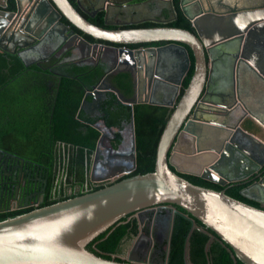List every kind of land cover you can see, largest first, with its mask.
Listing matches in <instances>:
<instances>
[{
  "label": "water",
  "instance_id": "1",
  "mask_svg": "<svg viewBox=\"0 0 264 264\" xmlns=\"http://www.w3.org/2000/svg\"><path fill=\"white\" fill-rule=\"evenodd\" d=\"M117 3L120 8L130 5L129 0ZM8 4V0H0V47L11 52L10 42L20 49L30 45L27 40L21 42L16 32L21 20L25 36L41 42L45 34L51 35L63 24L62 15L96 39L124 45L167 42L120 48L116 57L120 64L131 65L134 76L133 99L126 100L105 78L97 88L87 91L86 96L92 95L93 100L84 98L81 107L111 90L131 106L151 103L174 109L159 140L154 171L129 175L137 168L133 116L131 165L98 180L129 176L49 205L40 206L45 194L39 201L37 190L44 166L0 149V161L8 156L4 167L14 170L12 175L38 170L32 185L21 192L8 187L0 190V212L12 210L8 203L12 198L21 202L19 208L35 206L0 221V264H141L119 261L115 255L101 256L88 244L130 213L166 203L181 206L193 223L196 218L213 230L245 264H264V209L236 199L224 189L194 184L181 175L199 176L222 186L246 183L254 176V187H245L243 193L264 205V111L257 110L264 109V0L244 7L231 0H180L194 30L170 25H98L83 16L71 0H15L13 9ZM175 14L172 20L178 17L176 10ZM108 19L107 11L106 25L135 23ZM64 25L69 31L71 27ZM72 37L90 48V41L82 34ZM190 49L195 69L178 100L192 64ZM96 127L102 132L98 154L106 132L102 126ZM91 176L95 180L94 172Z\"/></svg>",
  "mask_w": 264,
  "mask_h": 264
},
{
  "label": "trees",
  "instance_id": "2",
  "mask_svg": "<svg viewBox=\"0 0 264 264\" xmlns=\"http://www.w3.org/2000/svg\"><path fill=\"white\" fill-rule=\"evenodd\" d=\"M174 2L178 14L175 20L167 23L146 21L129 26L170 25L194 30L192 22L183 13L179 0ZM9 4L10 8H14L15 0H9ZM92 21L95 22L93 19ZM95 23L104 25L103 20ZM84 36L92 38L86 33ZM160 42L162 41L144 44ZM129 46L135 47L137 44ZM190 52L192 64L183 80L178 100L194 73V55L191 49ZM108 72L105 63L79 64L74 61L59 63L54 67V71L37 64L28 67L17 53L0 47V149L17 152L49 169L47 193L45 201L40 206L83 194L75 191L69 193V190L70 188L77 190L86 184L88 163L97 148L102 132L96 127L98 118L81 105L84 98L93 99L92 95L86 96L87 91L94 89ZM109 80L126 98L134 97L135 81L131 71L111 73ZM25 101L29 109L23 112L16 107V103L22 104ZM103 104L105 114L100 118L103 121L102 126L116 133V138L109 140V145L113 149L118 148L123 138L121 130L124 122H131L134 116L137 168L129 175L154 171L159 140L174 108L151 103L131 106L118 102L116 94L110 91ZM20 134L24 139L18 138ZM104 141L107 143L108 138ZM60 159L63 160V167H67L68 186L59 189L56 185V172ZM181 175L194 184L216 190L224 189L228 195L264 209L261 202L243 193L248 183L234 182L222 186L199 176ZM100 188L102 186L94 190ZM34 208L35 206L0 212V221ZM195 222L197 225H193L191 229V219L178 215V227L171 242L170 264H245L238 258L234 249L213 230L196 218ZM189 230L191 232L187 237ZM137 233V218H130L127 215L96 237L88 247L101 256L112 258L121 252L126 237ZM116 259L120 260L118 257Z\"/></svg>",
  "mask_w": 264,
  "mask_h": 264
},
{
  "label": "flooded vegetation",
  "instance_id": "3",
  "mask_svg": "<svg viewBox=\"0 0 264 264\" xmlns=\"http://www.w3.org/2000/svg\"><path fill=\"white\" fill-rule=\"evenodd\" d=\"M118 1L120 0H71V2L74 3L75 7L83 16H85L90 21H92V19L95 22H101L103 20L104 25H106L105 16L107 11L109 13L108 20L110 22H117L121 20L123 22L133 21L135 22L134 24H140L155 19H159V21L168 19L172 20L174 17H176V7L174 0H129L130 5L122 8L119 7L117 3ZM28 10L29 8L26 9V12ZM24 17L26 16L24 15ZM60 20L63 21V24L57 26L56 30L51 35L45 34L41 42H33L30 37L25 36L24 31L20 28V24L22 23L21 20L19 26L16 29V32L20 35L21 42L25 43L27 40L30 45L20 49L16 44L10 42L11 44L8 43V46L12 49L13 53H17L20 57H22L28 67L37 64L42 68H48L54 71V67H56V65L65 61H74L79 64L105 63L108 66L109 72L102 78L101 82L96 87H94V89L101 85L105 78L110 84H112L109 80V75L111 73H116L118 71H131L130 64H120V60L116 57L117 55H119L120 48L128 47L129 44L124 45L112 43L103 39H96L94 37L88 39L84 36V32L78 29L76 26L72 25L65 16L62 15L60 17ZM64 24H68L71 27L69 31H66V26ZM129 25L133 24H110L107 26L111 28H118L120 26L126 27ZM65 32L69 35L67 36ZM76 33L82 34L88 41H90V48L84 45L79 39L77 40L72 37ZM135 44H137V46L132 48L137 49L145 48L148 46H162L166 45L167 42L162 41L159 44ZM111 46L115 47L116 50L110 49L109 47ZM47 82V84L49 85L50 81L48 80ZM109 91L114 92L111 90L104 91L98 94V100L93 103H86L85 107H83L95 118H98L97 125L100 126H102L103 122L100 118L105 114L103 103ZM116 97L118 102H123L122 100L118 99L117 94ZM133 98H126V100H130ZM103 129L106 132L104 140L105 138H108V142L106 143L103 140V147L100 149L98 154H96V150L92 154L88 166L86 184L79 189L77 188V190L70 188L69 193H72L73 191L86 193L89 191H93L97 187H104L106 185L112 184L113 182L124 177L125 174L118 175L110 179H98L101 177H108L116 171L123 170L131 165L132 156L130 155V151L132 147L133 135L131 122H124L123 128L121 130L123 138L121 139L119 146L116 149H113V147L109 145V140L111 141L112 139L116 138V133H114V131L110 128L103 127ZM118 153L120 154L118 155ZM7 160L8 156L5 155L0 161V190L3 187H8L9 189L15 188L21 192L22 189H25L26 187L28 188L30 185H32L33 181H35L34 179L37 176L38 170L35 172V169H33V171L31 169H28L26 171H23L22 174L20 173L18 175H12L14 170H11L9 168L7 170L4 167ZM30 160L37 162L33 159ZM93 166L94 170L92 171L91 167ZM92 172H94L95 180H92ZM39 174L42 178V180L38 181L37 183V190L40 192L38 195L40 201L41 194L44 193L46 197L49 184V169H46L44 167V170L40 171ZM67 177V167H63V160L60 159L56 172L57 188L60 189L63 186H68ZM251 178L246 183H248V186L253 188L256 178H254V176ZM45 179L46 181H44ZM254 195H256V193ZM8 203L12 205V210L24 209L19 208L21 202L18 203L13 198L10 199ZM180 207L181 206L177 204L166 203L130 213V218L134 217L138 220V233L134 236L126 237L121 252L115 254V257H118L120 259L119 261H131L141 264H170L169 261L171 242L176 227H178V215H183L185 217V214H188L187 211L181 210ZM193 225H197V222H192L191 229ZM190 232L191 230H189L187 237H189ZM184 256L186 257V254Z\"/></svg>",
  "mask_w": 264,
  "mask_h": 264
},
{
  "label": "crops",
  "instance_id": "4",
  "mask_svg": "<svg viewBox=\"0 0 264 264\" xmlns=\"http://www.w3.org/2000/svg\"><path fill=\"white\" fill-rule=\"evenodd\" d=\"M263 0H231L232 4H237L238 6L244 7L246 5H253V4H258L259 2H261ZM11 44V43H10ZM257 90V88H256ZM258 91V90H257ZM254 92H255V88H254ZM255 96V95H254ZM253 98V96H252ZM257 99V97H255ZM254 98V99H255ZM258 112H263L264 109L261 110L260 107L257 108ZM264 135V134H263ZM63 151V150H62Z\"/></svg>",
  "mask_w": 264,
  "mask_h": 264
},
{
  "label": "rangeland",
  "instance_id": "5",
  "mask_svg": "<svg viewBox=\"0 0 264 264\" xmlns=\"http://www.w3.org/2000/svg\"><path fill=\"white\" fill-rule=\"evenodd\" d=\"M17 104V108L19 109V110H21V111H25V110H27V109H29L28 107H29V105H27V103H26V101L25 102H23L22 104L21 103H16ZM19 123V122H18ZM18 123H17V126H19L18 125ZM5 127V126H4ZM26 127V126H25ZM28 127V126H27ZM262 134H264V133H262ZM19 139H24V137H23V135H19V137H18Z\"/></svg>",
  "mask_w": 264,
  "mask_h": 264
}]
</instances>
